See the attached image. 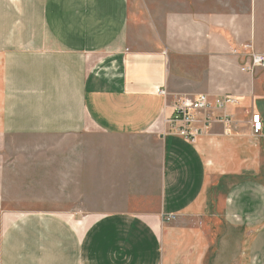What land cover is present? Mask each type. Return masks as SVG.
<instances>
[{
	"label": "crops",
	"instance_id": "obj_1",
	"mask_svg": "<svg viewBox=\"0 0 264 264\" xmlns=\"http://www.w3.org/2000/svg\"><path fill=\"white\" fill-rule=\"evenodd\" d=\"M246 46L264 0H0V264H264ZM197 95L236 102L189 143Z\"/></svg>",
	"mask_w": 264,
	"mask_h": 264
},
{
	"label": "built area",
	"instance_id": "obj_2",
	"mask_svg": "<svg viewBox=\"0 0 264 264\" xmlns=\"http://www.w3.org/2000/svg\"><path fill=\"white\" fill-rule=\"evenodd\" d=\"M249 50V65L242 68V72L253 73L257 68H264V55ZM236 100L229 95H221L211 100L207 95L185 96L175 100L172 106V114L169 117L168 133L173 134L189 143L202 136L214 123L231 124L228 116L212 117V110L224 111L228 106L235 104ZM251 127L255 135L262 131V121L259 115L251 118ZM171 218L166 219L170 221Z\"/></svg>",
	"mask_w": 264,
	"mask_h": 264
}]
</instances>
